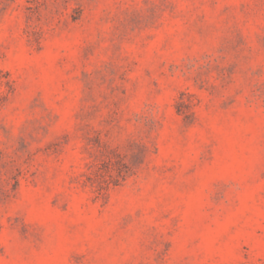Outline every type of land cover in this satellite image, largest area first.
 Segmentation results:
<instances>
[{
    "label": "rangeland",
    "instance_id": "1",
    "mask_svg": "<svg viewBox=\"0 0 264 264\" xmlns=\"http://www.w3.org/2000/svg\"><path fill=\"white\" fill-rule=\"evenodd\" d=\"M0 264H264V0H0Z\"/></svg>",
    "mask_w": 264,
    "mask_h": 264
}]
</instances>
